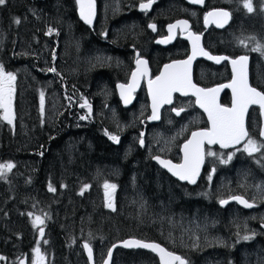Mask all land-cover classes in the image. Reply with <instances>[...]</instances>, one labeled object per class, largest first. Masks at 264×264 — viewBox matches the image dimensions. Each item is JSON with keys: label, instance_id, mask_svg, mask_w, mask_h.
Segmentation results:
<instances>
[{"label": "trees", "instance_id": "16d2710c", "mask_svg": "<svg viewBox=\"0 0 264 264\" xmlns=\"http://www.w3.org/2000/svg\"><path fill=\"white\" fill-rule=\"evenodd\" d=\"M113 3L122 7L126 0H113ZM115 10L119 13L124 9ZM100 16L98 11L92 26L84 24L78 17L75 0H6L4 5H0V65L16 77L13 123L8 124L0 113V161L12 160L15 165L0 177V255L13 262L29 257L41 237L27 216L29 202L37 208L30 206L33 213L40 216L42 211L45 216V226H42L46 240L44 249L52 255L50 264H87L84 253L76 255L75 249L70 247L73 238L79 245L87 241L95 249L98 246L100 258L111 242L127 236L159 241L167 248L177 250L173 244L167 243L165 231L159 230L157 224L152 226L136 220L137 202L141 195L132 188V181L141 191L139 193H144L143 197L148 196L151 201L163 190L171 194V181L160 179L157 167L145 161L146 157L131 161L132 155L122 156L118 146L106 136L105 128L109 129L106 116L111 119L123 116L119 110L113 117L105 114L110 104L120 106L114 89L116 79L110 75L108 63L101 59L93 63L94 59L74 63L75 56L88 55L91 48L102 54L111 53L109 45L117 41L116 45H120L121 38L126 35L128 28L119 29L118 25L114 26L113 32H109L107 26L106 32L100 35V26L105 22L109 24L107 19L99 24ZM44 18L64 31L56 39L51 37L52 43H57V59L47 65L42 64L40 54L31 51L36 43L50 48L49 43L43 40L50 38L43 30ZM16 19L20 20L19 24L15 23ZM111 40L115 43H110ZM49 67L55 68V72L49 71ZM73 70L78 71L76 76H72ZM46 73L51 76V88L44 84ZM86 84H89L90 92L87 94L93 105L96 100L99 110L93 111L92 120L78 123L69 118L70 109L65 107L63 89L76 85L85 91L83 86ZM39 93L45 95L43 112L37 104ZM105 174L118 176L120 186H129L127 202L129 206L132 199L136 203L126 215L117 213V210H104L101 206L102 199L94 187L105 179ZM87 181L91 187L81 194L78 188ZM49 185L55 189L54 192L49 191ZM159 185L163 189H158ZM119 191L118 203L122 200ZM94 194L100 201L92 197ZM159 208L165 216L173 214L168 203L162 202ZM185 213L189 215L190 210ZM208 242L214 246L200 245L197 250H213L202 252L201 256L222 254L220 260L223 264L236 261L238 264H255L251 256L249 261L244 260L241 250L255 252L260 248L251 240L237 246V240L232 241L233 244L226 241L224 246H216L214 240ZM242 245L247 247L242 248ZM121 255L145 260L147 264H158L156 256L149 251L122 248L114 252L112 264H120ZM187 256L190 264H198L190 253Z\"/></svg>", "mask_w": 264, "mask_h": 264}, {"label": "flooded vegetation", "instance_id": "af4514ba", "mask_svg": "<svg viewBox=\"0 0 264 264\" xmlns=\"http://www.w3.org/2000/svg\"><path fill=\"white\" fill-rule=\"evenodd\" d=\"M126 1L129 2L128 10H121L119 13L108 10L104 14V20L107 19L109 21V24L105 22L109 32H113V28L116 25L128 28L125 32L126 35L121 38L120 45H116L118 41L116 44L109 45L111 53L108 52L111 54L112 61L115 62L114 65H109L110 75L116 78L115 81L127 83L137 66L136 60L141 59L147 62V75L141 77L140 86L135 91V97L129 105H133L138 101L140 108H147L148 113L145 115L146 122L144 125H160L163 130L175 129L181 132V135L175 139L169 148L163 152L156 150L154 155L151 156L152 161L157 165L159 178L171 181V194L178 196L174 197L177 206L181 203L187 205L189 203L186 201L187 197H189L191 202L195 200V205L188 206L190 208L188 209L190 210L189 220L192 226H199L200 220L203 219V214H206V216L214 215L215 220L218 222V225H215L214 228L226 236V241H236L239 235L234 229H231L232 227L227 226L229 220L235 218L236 214L242 216L257 209L264 210V188L254 189L253 187L252 189L251 186H246L245 190L242 189V191H238V189L226 190L222 186V182L226 176H231L234 180L242 176L243 172H240L242 165L247 167L248 170L249 175H245L250 178H259L264 182V147H261L260 151L251 155L245 150L239 149L241 145L247 143L249 138L254 141L255 138H258L260 142L256 141V143L264 145V139L259 134L262 123L259 107L257 105L249 106L245 116V127L249 136L241 143L228 148H222L218 144L209 145L205 143L204 163L201 166L196 183L192 184L186 180L181 181L171 175L160 167L153 157L159 155L170 159L174 164H181L183 160V143L191 138L193 132L210 128L208 114L197 106L194 95L174 92L172 103L165 104L161 108V119L156 122L150 121L148 119L150 116L149 95L146 84L150 79L153 80L160 74L165 64L185 59L188 56L190 49L186 35L192 31L194 34L201 36L202 45L211 56L228 58L217 62L203 56L197 57L193 61L190 72L196 85L203 88H211L228 83L233 78L231 60L247 56L248 83L264 93V86L262 85L264 83L263 54L260 51H252L256 47H252L251 42L245 47L248 37L250 39L254 37L255 39L251 40L255 44H257V40L264 43V38L258 37L257 26L249 24L255 17L261 14L263 17L264 14L260 10L248 13L241 7V0H203V3H193L192 0H154L151 8L147 11L142 10L140 5L147 3L148 0ZM256 1L260 0H252L253 5ZM95 2L96 20L98 11L102 14L106 10V4H101V0H95ZM125 5L118 9H125ZM216 10H224L230 13V19L223 27L211 22L212 18H209V23H205V17L209 11ZM178 21H187V27L180 25L170 33L169 25L176 24ZM150 24L156 26L155 30L149 27ZM170 36L171 39H169ZM159 41L167 42L159 43ZM116 83H114V89L116 97L119 99L115 87ZM217 102L222 107H231V89L222 88L217 96ZM119 103L120 106L117 107V110L121 113L127 110L126 108H129V105L122 104L120 99ZM91 107L95 111L99 107L96 100H94V105H91ZM181 108L184 111L179 115L173 111V109ZM105 129V131H110L107 128ZM105 134L109 138V133L105 132ZM209 151L217 154V156H213L214 161H210L212 156L207 155ZM229 153L232 156L231 160L227 159V154ZM221 160L227 162L221 163ZM211 166H214L215 171H210ZM237 171L239 172L235 173ZM209 176H211L210 180ZM234 196H242L253 203L254 206L246 208L236 200H230ZM221 200H227L228 203L222 205L220 203ZM200 223L202 224L203 222ZM245 223L249 228L260 229V236L257 237V233H254L249 237H253L251 239L252 242L264 247V218L260 215H255L252 220ZM201 255L202 253H195L194 249L192 250V258L197 259ZM215 256L220 259L223 255H210V257ZM234 264H238V261Z\"/></svg>", "mask_w": 264, "mask_h": 264}, {"label": "rangeland", "instance_id": "374dc122", "mask_svg": "<svg viewBox=\"0 0 264 264\" xmlns=\"http://www.w3.org/2000/svg\"><path fill=\"white\" fill-rule=\"evenodd\" d=\"M243 2L244 0H241V7L246 10L243 7ZM111 0H101V4H106L105 5V11L101 14L99 18V24L104 22V14L108 11L111 10L115 13L117 11L115 9L119 8L117 3L111 4ZM112 7V8H110ZM254 11L260 10L261 13L264 14V0L256 1V3L253 5ZM110 8V9H109ZM129 9V2L126 1L125 9L123 11H126ZM122 11V12H123ZM247 11V10H246ZM260 14V13H259ZM249 24L256 25L257 26V34L258 37L264 38V15L262 17L261 15H258L255 17ZM119 29L124 28V26L119 25ZM49 29H52L53 31L51 34H49ZM43 30L45 34H47L50 38H45L43 40L47 41L49 43L48 47L49 49L44 48L43 45H40L39 43L35 44V48L32 49L31 51L34 52V54H40L41 58L43 59L41 62L43 65H47L50 61L56 60L57 59V43H52L53 38H57L58 35L61 36L62 33L64 32L63 30L60 29V27L57 24H54L53 22L49 21V19H43ZM107 30V24L104 23L103 25L100 26V35H103ZM251 42L252 47H257L258 45L264 49V43H262L260 40H257V44H255L249 37L246 40L245 47L248 46V44ZM110 43H115L114 40H111ZM46 53L48 55H46ZM82 56V54H81ZM51 57V58H50ZM84 57V58H83ZM83 57L80 56H75V61L74 63L78 61H87V59L91 60L92 63L96 59H101L103 60L102 62L105 61V63H110L112 62L111 59V54L106 53L102 54V52L94 50L91 48L88 51V55H85ZM264 58V54H263ZM49 69H52L49 67ZM14 75L13 72H10ZM78 71L73 70L72 71V76H76ZM46 80L44 81V84L48 87L51 88V76L50 74L46 73L45 75ZM116 79V78H115ZM118 82V81H115ZM114 82V83H115ZM264 86V83H262ZM85 91H81L76 87V85H73L70 89L65 88L63 89L64 92V98H65V107L70 109L69 111V118L72 119L74 118L76 122L81 123V122H87L88 120H92V113L93 111L96 113L99 110V107L96 109V111L91 107V100L90 97L87 93L89 92V84H86L83 86ZM41 93H39L38 98H37V104L39 108H41V99H40ZM118 99V98H117ZM13 101V99H12ZM87 101L88 105H90L91 111H89L88 107H81L84 102ZM119 101V99H118ZM44 104H45V95H44ZM93 105V103H92ZM44 106V105H43ZM108 108V107H107ZM123 112V116L121 119H111L109 116H106L107 122L109 124V137L110 135H116L119 136V141L121 142H115L111 139L115 145L118 146V151L122 154V156L127 157L129 155H132L133 158L131 161H140L141 158L145 159L147 162H151L155 168L157 165L152 161L151 156L154 155V151H165L167 148H169L175 141L176 138H178L181 135L180 131H177L175 129L171 130H163L160 125H154V126H146L144 125L146 120H145V115L148 113L146 107L140 108L138 101H136L133 105H129V108H126ZM117 111V105L112 104L107 111H105L106 115H110L111 117L114 116L115 112ZM0 113L4 115V110L0 109ZM46 113V109H45ZM81 117H85L84 119H81ZM14 121V120H13ZM180 121V120H179ZM94 122V121H91ZM75 127H81V126H75ZM143 134V136L141 135ZM121 136V137H120ZM143 138L144 144L141 146L140 144V139ZM255 141H259L258 138H255ZM260 142V141H259ZM29 143H32L29 141ZM261 145V144H257ZM245 144L241 145L239 149L244 150ZM149 152V154H147ZM228 156L231 155L230 153L227 154ZM217 154L215 153V155ZM213 156L210 158V161L213 160ZM11 162L13 163L12 160H7V161H0V163H7ZM130 168L132 167L129 164ZM241 166V165H240ZM214 169V166H211L210 171ZM239 171L235 172L238 173ZM240 172L242 173V176H239L236 180H234L231 176H226V178L222 182V186L226 189H238V191H242V189L245 190L246 186H251L253 189H260L264 188V182H262L259 178H250L248 174L247 167L244 165L241 166ZM247 174V175H245ZM105 179H103L101 182H97V186L94 187V190L96 194L102 199V202L99 200V197L97 195H92L93 198L96 200L100 201L101 206L103 209H110L106 206V199H105V188L104 184L107 182L109 184H115L116 189L113 192V204H114V211L117 210V213H122L126 215L129 213V208L134 207V204L136 201L132 199L130 201V206L127 202V195H128V189L129 186H120L118 183V176H113L111 174H105L104 176ZM85 185L88 187L85 189ZM172 184H169L170 189ZM52 187V186H51ZM91 187V183L89 181L85 182L78 188V192L83 193L86 190H89ZM122 188V191H119V189ZM49 188V187H48ZM132 188L137 189L139 192H141L138 188L134 186V182L132 181ZM158 189H163L161 185L157 187ZM83 190V192H82ZM119 191V194L122 196V200L118 203L119 200V195H117V192ZM31 192V189L29 190V194ZM140 194V201L137 202V213H136V220L140 221L141 223H147L150 225H158L159 230L165 231V239L167 240L168 244H173V247L176 248L179 253H181L183 256L187 258V264H190L188 262V256L189 253H192V250L194 249L197 253H202V252H211L213 249H207L206 251H198L197 248L202 245H210L214 246V243H209L208 240H214L217 242L216 246H221L225 245L226 243V236L223 233H220L218 229H215L214 226L218 225L217 220H215L214 215H208L203 214V219L200 220V222H203L202 224L199 222V226H192L191 222L189 220L190 216L185 213L186 210L190 209L188 206L190 205H195L194 201H190L189 197L186 198V201L189 203L186 204H180L176 205L175 203V198L178 196H173L170 194V192L162 191L160 195H154V200L151 201L148 196L143 197L145 194L144 193H139ZM170 194V195H169ZM153 198V197H151ZM160 201V203H154ZM168 203L170 205L171 210L173 214L169 216H165L162 213V209L159 208L161 203ZM149 203H154L149 204ZM104 204V205H103ZM30 206L37 210L36 206L32 204V202H29V211L27 212V216L29 217L31 223L32 220L34 219L35 216H37L35 213H33L30 209ZM259 206V203H258ZM188 207V208H187ZM151 210V211H150ZM29 213L32 214V216L29 215ZM39 215L45 219L44 214L42 211L39 213ZM255 215H260L262 218H264V210L262 209H257L256 211L248 212L245 215H239L236 214L235 218H232L229 220L227 226L232 227L231 229H234L235 232L239 235L237 238L236 246L240 243H248L249 240L253 239L250 238L248 240H244V236H250L254 233H257V237L261 235L260 229L258 228H249L245 222H249L252 220ZM205 216V217H204ZM180 224V226L178 225ZM45 226V225H42ZM38 229V228H37ZM45 237H40L39 241L35 244V246L32 248L31 254L28 256H24L18 259V261L13 262L12 260L7 259L5 256L4 259L0 260V264H33V260L36 258V253L35 249L37 247L40 248L41 254L44 256V264H50L52 262V255L48 253L44 247H45ZM177 244L181 245L178 246ZM230 244H233L231 241ZM70 247L74 248L76 251V255H80L83 251L82 248L79 244L76 243V240L73 238L70 240ZM247 245H242V248H246ZM107 248V247H106ZM103 251V256L106 254V249ZM94 254L97 258H100L101 256V251L98 246H96V249L94 248ZM173 250V249H172ZM241 255L244 257V260L250 259V256L254 258L255 264H261L264 262V247H260L259 249H256L254 251H245V249L241 250ZM198 264H223L222 261L217 258L214 259L213 257H202L200 256L197 258ZM243 260V259H242ZM120 264H147V261L141 260V259H133V258H124L123 255H121ZM231 264H234L233 262Z\"/></svg>", "mask_w": 264, "mask_h": 264}, {"label": "snow or ice", "instance_id": "6c2138e0", "mask_svg": "<svg viewBox=\"0 0 264 264\" xmlns=\"http://www.w3.org/2000/svg\"><path fill=\"white\" fill-rule=\"evenodd\" d=\"M154 0H148L147 3H142L140 8L147 11L151 8ZM193 3H203V0H192ZM6 0H0V5H4ZM80 6L81 18L87 23H91L92 16L94 15V0H77ZM243 7L248 13L254 11L252 0H244ZM209 18H212L211 22H214L219 27H223L224 24L230 19V13L224 10H216L209 12L205 17V23H209ZM16 24L20 23L19 19L15 20ZM183 25L187 27V21H178L176 24L169 25V32L172 33L173 29ZM150 28L155 30L154 24L149 25ZM53 30L49 29V34ZM188 38L192 41V56L188 60L178 61L173 64L165 65V70L155 80L148 81L149 94L152 97V115L149 117L150 120H159V109L164 104L172 103V94L174 92H180L184 95H188L189 92L196 96V103L208 114V120L211 123V127L202 131H196L191 134V139L183 145V162L181 164H173L170 160L161 159L159 156L154 157L159 164L166 168L172 175L177 176L180 180H186L189 183L195 184L197 177L200 174V169L204 163L205 158V143L219 144L222 148H228L241 143L249 136V133L245 127V114L250 105L258 104L261 109H264V93L257 91L256 88L251 87L248 83L247 64L248 57L241 56L238 59L231 60L233 66V79L230 84L221 85L217 88L204 89L199 88L192 83L190 75V66L192 59L197 55H203L208 59L216 60L219 62L227 57H214L211 56L200 46L201 36L193 33L188 34ZM171 39V36L169 37ZM251 39H255L251 37ZM167 41H159V43H165ZM243 43V41H241ZM252 51H260L264 54V49L259 45L253 48ZM137 71L132 73V83L128 85H119L121 89V96L125 103H128L131 99V93L135 91L138 86L140 77L147 75V62L141 59L136 60ZM143 66V68H141ZM49 71L55 72V68L49 69ZM16 77L10 72H6L3 65H0V109L4 110L3 120L7 121L8 124H12L14 120V113L12 111V99L14 93V81ZM222 88L232 89V106L222 107L217 102L218 93ZM41 112H43L44 105V94L41 93ZM81 107H88L91 111L90 105L85 101ZM177 115H179L183 108L173 109ZM85 117H81L84 119ZM261 136H264V131H261ZM143 136V134H141ZM111 140L119 142V137L116 135H110ZM140 144L143 146L144 140L140 139ZM264 145H257L256 141L248 139L244 146V150L251 155L254 152L260 151ZM209 156L215 155V153L209 151ZM228 160L232 159L229 155ZM227 161L221 160V163ZM15 165L11 162L0 163V177H4L6 173L10 172ZM215 171V169H213ZM211 176H209V180ZM88 186L85 185V189ZM105 188V199L106 206L110 209H114L113 204V192L116 189L115 184H104ZM49 191H55L51 185H49ZM83 192V190H82ZM82 194V193H81ZM231 199L236 200L246 208H252L254 205L249 203L246 199L241 196H234ZM222 205L227 204V200H221ZM32 216L31 213H29ZM34 227L38 228L39 235L44 236V219L41 216H35L32 220ZM251 237L244 236V240H248ZM46 242V241H45ZM123 246L126 248H145L151 249L160 256L161 264H186V261L180 256L173 254L172 252L166 251L163 247L156 243H145L139 240H128L123 242ZM115 247V246H114ZM84 248L87 250L88 259L92 261L93 252L89 244L85 243ZM36 258L33 260V264H44V256L41 254L40 248L35 249ZM112 251L109 250V260L104 261V264H109ZM4 257H0V260Z\"/></svg>", "mask_w": 264, "mask_h": 264}, {"label": "water", "instance_id": "95a60500", "mask_svg": "<svg viewBox=\"0 0 264 264\" xmlns=\"http://www.w3.org/2000/svg\"><path fill=\"white\" fill-rule=\"evenodd\" d=\"M189 1H191V0H189ZM76 3H77V0H76ZM209 12H211V11H209ZM77 13H78V17H79V19L83 22V23H85V24H87V25H89V26H92L93 25V23H94V21H95V18H96V2H95V0H94V15L92 16V20H91V23L89 24V23H87V22H85V20L83 19V18H81V15H80V6H79V4L77 3ZM189 33H193L192 31H190ZM194 34V33H193ZM196 35H199V34H196ZM186 38L188 39V42H189V49H190V51H189V54H188V56L185 58V59H182V60H175V61H171V62H169V63H167V64H165V65H169V64H173V63H175V62H178V61H185V60H188L189 59V57L190 56H192V41L188 38V35H186ZM200 46L206 51V52H208L204 47H203V45H202V42H201V40H200ZM209 53V52H208ZM210 54V53H209ZM200 56H203V55H197L194 59H192V62H191V66H192V64H193V61L197 58V57H200ZM203 57H206V56H203ZM206 58H208V57H206ZM165 65L163 66V68H162V70H161V72H160V74L162 73V72H164V70H165ZM191 66H190V72H191ZM137 71V66L135 67V69L133 70V72H136ZM159 74V75H160ZM247 74H248V64H247ZM158 75V76H159ZM157 77V76H156ZM155 77V78H156ZM155 78L153 79V80H155ZM233 79V78H232ZM191 80H192V83L193 84H195L194 82H193V79H192V76H191ZM232 82V80L231 81H229L228 83H226V84H230ZM132 83V75L130 76V78H129V81L127 82V83H121V82H117L116 84H115V87H116V91H117V94H118V97H119V99H120V101H121V103L122 104H124V105H129V104H131L132 103V101H133V99H134V97H135V91L139 88V86H140V83H141V77L139 78V81H138V86L135 88V91L134 92H132L131 93V99H130V101L128 102V103H125V101H124V99L122 98V96H121V89L119 88V85H121V84H123V85H128V84H131ZM226 84H223V85H226ZM147 85V89H148V83L146 84ZM196 85V84H195ZM250 85V84H249ZM197 87H199V88H203V87H201V86H198V85H196ZM221 85H216V86H213V87H211V88H217V87H220ZM251 86V85H250ZM251 87H254V86H251ZM211 88H204V89H211ZM254 88H256L257 89V91H260V92H262L260 89H258L257 87H254ZM231 89V88H230ZM231 92H232V89H231ZM180 93V92H179ZM220 93V92H219ZM218 93V94H219ZM263 93V92H262ZM189 94H192L191 92H189ZM148 95H149V106H150V116L152 115V97H151V95L149 94V90H148ZM233 95V94H232ZM172 97H173V94H172ZM196 97V96H195ZM197 104V103H196ZM165 105V104H164ZM168 105V104H167ZM253 105H257L258 107H259V110H260V115H261V118H262V123H261V126H260V132H259V134L261 133V131H264V109H261V107L258 105V104H253ZM197 106L198 107H200L199 106V104H197ZM251 106V105H250ZM163 106H161L160 107V109H159V116H160V118H159V120L161 119V108H162ZM201 108V107H200ZM202 110H204L203 108H201ZM248 111V110H247ZM247 113V112H246ZM149 116V117H150ZM245 116H246V114H245ZM149 119V118H148ZM150 120V119H149ZM159 120H150V121H159ZM210 127H211V123H210ZM202 130H205V129H200V130H197V131H202ZM196 132V131H195ZM260 137L261 138H263L264 139V136H261V134H260ZM191 139V138H190ZM189 140V139H188ZM187 141H185L184 143H183V145L186 143ZM219 145V144H218ZM237 145V144H236ZM234 146V145H233ZM184 155V154H183ZM157 156H159V155H156V156H154V157H157ZM153 157V159H154V161L160 166V167H162V168H164L161 164H159V162L155 159ZM161 159H164V160H170V159H167V158H164V157H162V156H159ZM171 161V160H170ZM172 162V161H171ZM182 162H183V160H182ZM173 163V162H172ZM174 164V163H173ZM167 172H169L166 168H164ZM171 175H172V173L171 172H169ZM174 176V175H173ZM174 177H176V178H178L177 176H174ZM179 179V178H178ZM180 180V179H179ZM181 181H183V180H181ZM242 197V196H241ZM244 198V197H243ZM245 199V198H244ZM230 200H233V199H230ZM248 201V200H247ZM249 202V201H248ZM249 203H251V202H249ZM253 204V203H252ZM128 240H139V241H142V242H145V243H156V244H159L161 247H163L164 249H166V251H168V252H172L173 254H175V255H177V256H180L182 259H184L185 261H186V258L185 257H183L181 254H179L178 252H176V251H173V250H170V249H168L167 247H165L162 243H160L159 241H155V240H146V239H142V238H139V237H136V236H127V237H124V238H122V239H117V240H114L113 242H111L109 245H108V247H107V250H106V254H105V256H104V258H103V260L101 261V263L100 264H104V261H106V260H109V257H108V252H109V250H111L112 251V256H111V258H110V261H109V264H112V258H113V253H114V251H115V249L117 248V247H120V248H125V249H137V248H135V247H133V248H126V247H124L123 246V242L124 241H128ZM85 243H87V244H89L88 242H86V241H83L82 242V250H83V252H84V255H85V257H86V259H87V261H88V264H97L96 263V260H95V254H94V250H93V248L91 247V245H90V247L92 248V252H93V259H92V261H89V259H88V253H87V250L84 248V244ZM115 246V247H114ZM140 249H144V250H147V251H150V252H152L153 254H155L156 255V257H157V260H158V264H161V261H160V256H159V254L158 253H156V252H153L151 249H145V248H140ZM178 263V262H177Z\"/></svg>", "mask_w": 264, "mask_h": 264}]
</instances>
